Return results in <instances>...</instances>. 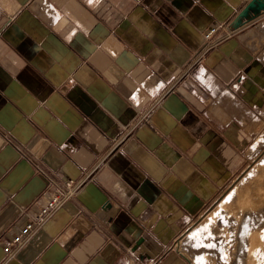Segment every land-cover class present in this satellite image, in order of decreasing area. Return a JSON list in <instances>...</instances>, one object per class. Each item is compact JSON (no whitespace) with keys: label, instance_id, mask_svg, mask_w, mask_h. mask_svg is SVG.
Here are the masks:
<instances>
[{"label":"crops","instance_id":"obj_1","mask_svg":"<svg viewBox=\"0 0 264 264\" xmlns=\"http://www.w3.org/2000/svg\"><path fill=\"white\" fill-rule=\"evenodd\" d=\"M249 1L0 0V264H190L174 243L264 123ZM214 25L231 37L196 61ZM89 175L5 254L50 181Z\"/></svg>","mask_w":264,"mask_h":264},{"label":"rangeland","instance_id":"obj_2","mask_svg":"<svg viewBox=\"0 0 264 264\" xmlns=\"http://www.w3.org/2000/svg\"><path fill=\"white\" fill-rule=\"evenodd\" d=\"M259 54H260V56L264 57V42H263V46L261 48V52ZM261 127H262L261 131L255 135V139L249 144V148L246 152L247 159H246V162L242 168V171L239 174L235 175L233 180L225 187V189H223L221 191V193L216 198V200L213 202V204L210 205L209 208L202 214V216L200 218H198L197 220H195L190 225L188 230L177 240V241H180L179 249H178L179 253L182 254L189 261L190 264H196L197 262H196L195 258H197L200 255L202 256L203 254L204 255L207 254L208 257L212 256L215 260V264H218V263L221 264L222 262L220 260V257H221L220 248L222 247V245H223L222 248H226V249L230 250L231 252L234 251L235 249H237V247L239 248V241H240L239 240V234H241L242 229L239 228V225L236 224L235 221H233V223H232V219L227 220L224 218L226 216V215H222V214L226 213L225 212L226 209L224 207L222 208V211H221L222 213H220L216 219L214 229L210 230L209 233L206 229H204L203 227H200V224L204 221L203 219H205V217L208 215V213L210 211H212L220 203V201H222L225 198V196L230 191H232L233 188L238 184H241L240 187H242L240 196L243 193H245L244 190H246L248 188H252L255 185L256 186L258 185L257 188H254V191L250 192V193L254 194L257 190L258 193L256 192L254 197L257 195L258 196L262 195L264 197V195H263L264 194V187H263L264 186V184H263L264 178H259V176L254 175V174L252 175L253 177L252 176H250L248 178L246 177L247 172H249L253 168V166H255L253 168V169H255L257 167L258 163L261 162V164H263V167H264V144H263V142L261 143L263 145L257 147L256 149L251 148L253 146L254 141L257 138L264 136V123ZM258 173H260V172H258ZM258 180L259 181L261 180V181L258 182ZM259 184H261V185L263 184V185L261 186ZM245 187H247V188H245ZM258 187H259V189H258ZM261 189H263V190H261ZM258 190L262 191L261 194H260V191H258ZM243 195L240 198H243L244 197ZM259 206H261V207H259ZM239 212L240 213L238 214V217H240V215H241L240 219L249 218L251 221L252 229L255 230L258 228V225H260V223H257L258 219L260 217H262L264 219V216H263L264 215V201H263V203L259 204L256 207V210H254L252 213L251 212L247 213L246 209H244L242 212L241 211H239ZM259 220H261V218ZM226 227L228 228V230ZM262 227H264V225ZM195 229H197V230L200 229L198 231L199 236H197V234L194 236H190L192 230L194 231ZM206 231H207V233H206ZM222 233H224L223 234L224 237L222 235H220ZM181 242H183V243H181ZM227 245H229V247ZM231 248H232V250H231Z\"/></svg>","mask_w":264,"mask_h":264},{"label":"bare ground","instance_id":"obj_3","mask_svg":"<svg viewBox=\"0 0 264 264\" xmlns=\"http://www.w3.org/2000/svg\"><path fill=\"white\" fill-rule=\"evenodd\" d=\"M262 142L264 144V136L257 138L254 141L253 146L251 148L256 149L257 147L262 146L263 145V144H261ZM254 167L255 166H253V168ZM253 168L250 171L248 170L249 172H247V175H246L247 178L252 176L253 174L259 176V178H264V167H263V164H261V162L257 164V167L255 169H253ZM258 172H260V173H258ZM260 181L258 180V182H260ZM259 185H261V184H259ZM240 186H241V184L236 185L233 188V190L230 191L225 196V198L222 201H220V203L212 211H210L208 213V215L205 217V219H203L204 221L200 224V227H203L204 229H206L208 231V233L210 232V230L214 229L216 219H217L218 215L220 213H222L221 211H222V208L224 207L226 209V211H225L226 213L222 214V215H226L224 218L227 220L232 219V223H233V221H235V223L239 225V228L242 229V232H241V234H239V240H240L239 241V248L237 247V249H235L232 252L226 248H222L223 245L220 248V255H221L220 260L222 262L221 264H264V227H262L264 225V221H263L264 219L262 217H260L261 220H259L260 219L259 218L258 222H257V223H260V225H258L257 229L253 230L252 226H251V221L249 218L240 219L241 215H240V217H238V214L240 213L239 211L242 212L244 209H246L247 213L248 212L252 213L254 210H256V207L259 204L263 203L264 197L262 195L261 196L257 195L254 197V195L257 192L256 189H255L256 192L254 194L250 193V192L254 191V188H257L258 185L257 186L255 185L256 187L253 186L252 188H248V189L244 190L245 193H243L244 195L242 194L244 197L240 198L242 196V195L240 196L241 190H242V187H240ZM245 188H247V187H245ZM258 189H259V187H258ZM261 190H263V189H261ZM258 191H260V190H258ZM261 192L262 191H260V194H261ZM259 207H261V206H259ZM199 230H197V229H195L194 231L192 230L190 236H194L196 234H197V236H199L198 235ZM227 230H228V228H227ZM207 231H206V233H207ZM223 234L224 233H222L220 235H222L224 237ZM179 243H180V241H179ZM181 243H183V242H181ZM227 246L229 247V245H227ZM231 250H232V248H231ZM195 260L197 262L196 264H215L214 258L212 256L208 257L207 254L206 255L203 254L202 256L200 255L197 258H195Z\"/></svg>","mask_w":264,"mask_h":264},{"label":"built area","instance_id":"obj_4","mask_svg":"<svg viewBox=\"0 0 264 264\" xmlns=\"http://www.w3.org/2000/svg\"><path fill=\"white\" fill-rule=\"evenodd\" d=\"M218 25L209 27L203 33V41L200 49L195 55L196 61H200L205 57L210 51L216 49L221 43L223 38L231 37V32H227L223 37L217 38L219 32ZM146 115L143 116V119H146ZM91 176L78 179H66L61 183L55 181H50L51 192L46 197L44 204L40 207L39 211L30 217L25 225L18 231L16 235L12 237L11 243L9 246L4 247L5 254H14L20 246L30 237V235L39 229L47 219L52 215L53 212L63 207V205L71 201L79 191L84 187V185L90 181ZM174 248L179 249V241L174 243Z\"/></svg>","mask_w":264,"mask_h":264},{"label":"water","instance_id":"obj_5","mask_svg":"<svg viewBox=\"0 0 264 264\" xmlns=\"http://www.w3.org/2000/svg\"><path fill=\"white\" fill-rule=\"evenodd\" d=\"M264 10V0H250L247 5L243 8L239 16H237L235 25L241 23L242 19L248 17L250 12L257 13Z\"/></svg>","mask_w":264,"mask_h":264}]
</instances>
